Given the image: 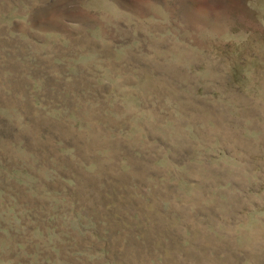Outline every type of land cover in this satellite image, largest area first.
<instances>
[{
    "label": "rangeland",
    "instance_id": "obj_1",
    "mask_svg": "<svg viewBox=\"0 0 264 264\" xmlns=\"http://www.w3.org/2000/svg\"><path fill=\"white\" fill-rule=\"evenodd\" d=\"M0 264H264V0H0Z\"/></svg>",
    "mask_w": 264,
    "mask_h": 264
}]
</instances>
